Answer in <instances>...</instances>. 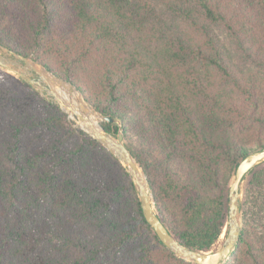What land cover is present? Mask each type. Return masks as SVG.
<instances>
[{"label": "trees", "instance_id": "1", "mask_svg": "<svg viewBox=\"0 0 264 264\" xmlns=\"http://www.w3.org/2000/svg\"><path fill=\"white\" fill-rule=\"evenodd\" d=\"M0 45L114 118L100 123L122 131L168 230L213 249L237 165L264 148V0H0ZM63 109L0 69V264H196L159 239L126 167ZM241 211L221 264H264V160Z\"/></svg>", "mask_w": 264, "mask_h": 264}, {"label": "water", "instance_id": "2", "mask_svg": "<svg viewBox=\"0 0 264 264\" xmlns=\"http://www.w3.org/2000/svg\"><path fill=\"white\" fill-rule=\"evenodd\" d=\"M0 68L21 78L41 94L44 90H48V93L51 95L48 99L56 101V103H59L62 107L58 98L51 91V87L46 76H52L56 79L59 78L54 74L50 75V72L39 63L33 62L30 58L15 50L7 47H0ZM101 116L104 120L111 122L115 121V119L110 116ZM77 118L78 120L83 119L81 115H78ZM82 128L95 137L127 168L136 187L144 218L151 225L159 239L172 252H174L175 255L196 264H221L230 257L231 253L236 248L241 233V201L243 182L249 170L264 160V148L250 152L237 165L229 186L228 221L226 231L224 233V240L217 249L203 251L183 245L168 230L166 225L160 219L155 208L152 194L149 190V182L132 152L124 143L122 131H119L117 135L114 136L100 123L98 128L91 130L85 129L84 127ZM138 173H142L144 175V181L139 179Z\"/></svg>", "mask_w": 264, "mask_h": 264}, {"label": "bare ground", "instance_id": "3", "mask_svg": "<svg viewBox=\"0 0 264 264\" xmlns=\"http://www.w3.org/2000/svg\"><path fill=\"white\" fill-rule=\"evenodd\" d=\"M46 77L51 91L58 98L65 111L69 112L71 118L81 115L83 119L79 120V122L82 127L88 130L98 128L99 115L89 107L83 95L77 89L52 76ZM138 177L142 181L145 180L142 173H138Z\"/></svg>", "mask_w": 264, "mask_h": 264}, {"label": "rangeland", "instance_id": "4", "mask_svg": "<svg viewBox=\"0 0 264 264\" xmlns=\"http://www.w3.org/2000/svg\"><path fill=\"white\" fill-rule=\"evenodd\" d=\"M0 47H5V46H2V45H0ZM8 48V47H7ZM29 58V57H28ZM31 59V58H30ZM33 62H35L33 59H31ZM0 69H2V68H0ZM2 70H4V69H2ZM6 71V70H5ZM8 72V71H7ZM50 72V71H49ZM10 73V72H9ZM12 74V73H11ZM50 75H52L53 73H49ZM14 75V74H13ZM55 75V74H54ZM56 76V75H55ZM59 78V77H58ZM59 79H61V78H59ZM61 81H63V82H66V83H68V84H70L72 87H74L75 89H77L76 88V86L75 85H73V84H71L70 82H68V81H66V80H63V79H61ZM32 87V86H31ZM33 88V87H32ZM27 89V87H24L23 85H20V87H19V90L22 92V91H24V90H26ZM34 89V88H33ZM36 90V89H35ZM82 95H83V97H84V99H85V94L84 93H82L79 89H77ZM42 95L43 96H45L47 99L49 98V97H51V95L48 93V90H44L43 91V93H42ZM49 100V99H48ZM52 101V100H51ZM85 101H86V99H85ZM53 102L54 103H56V101H54L53 100ZM86 103L89 105V107L93 110V111H95L91 106H90V104L86 101ZM59 106H60V104L59 103H57ZM61 107V106H60ZM62 108V107H61ZM63 109V108H62ZM64 110V109H63ZM65 111V110H64ZM97 112V111H96ZM98 113V112H97ZM98 115H99V118H98V123H100V121H102V120H104L103 119V117L101 116V114H99L98 113ZM70 116V115H69ZM72 119H75L76 120V122L80 125V122H79V120H78V118L75 116V117H73ZM119 124H120V121H117ZM101 124V123H100ZM81 126V125H80ZM81 128H82V126H81ZM114 136H116V135H114ZM141 167V166H140ZM127 169V168H126ZM141 169H142V167H141ZM143 171V170H142ZM144 173V172H143ZM144 175H145V173H144ZM146 176V175H145ZM234 176V175H233ZM233 176H232V178H233ZM247 177V176H246ZM147 178V177H146ZM148 180V179H147ZM232 180V179H231ZM245 180H246V178H245ZM245 180H244V182H243V188H242V201H241V205H242V203H243V200H244V192H245ZM149 182V181H148ZM231 183V182H230ZM149 190H150V184H149ZM152 194V193H151ZM152 197H153V195H152ZM154 201V200H153ZM156 208V207H155ZM241 223H242V211H241ZM242 227V226H241ZM226 231V230H225ZM225 231L223 232V234L221 235V238L219 239V241L215 244V246L213 247V249H211V250H215V249H217L218 247H220V245L222 244V242H223V240H224V233H225ZM189 261V260H188ZM226 261V260H225Z\"/></svg>", "mask_w": 264, "mask_h": 264}]
</instances>
